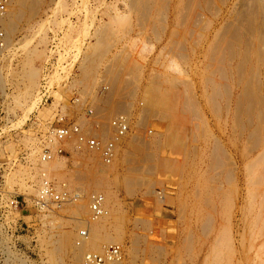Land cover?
Listing matches in <instances>:
<instances>
[{"label": "rangeland", "instance_id": "rangeland-1", "mask_svg": "<svg viewBox=\"0 0 264 264\" xmlns=\"http://www.w3.org/2000/svg\"><path fill=\"white\" fill-rule=\"evenodd\" d=\"M57 1L58 0L45 6V8L43 7V10H41L42 12L40 11L39 15L32 18L30 21L21 22V27L15 35L17 44L20 43V41L21 45L23 42L26 44L25 40H27V36H31L34 43L40 42L39 47L44 51V57L34 63V65L36 64L35 67L40 69V78L36 90L37 94L35 92L34 96L29 101V103H31L32 100L34 102H32L34 105L31 104V110L26 113L24 108L22 109L19 106L16 107L14 100L9 96L15 92L13 91V86L6 84L5 90L0 87V190L2 193L0 196H3V201H5V205H7L5 215L0 219V264H65L68 261L64 256H60V259H62L60 261H63V263L59 261V258L56 259L57 263H55V260H51L48 257L47 250L44 246L45 244L41 243L40 236H42L41 234L44 229L50 228V224L43 225L41 222L43 216L41 214H43V212L41 210L39 211L37 208L35 209L34 205L29 203L32 197H37L36 187H38V181L42 179V173L47 174V172H49V174L57 175L59 174V171L61 174V179L59 180V183H61L60 186L62 187L65 183H67V185L69 183V189L74 192L78 191L77 193H79L85 200L87 208L89 206L88 198H90L91 194L95 191V189L87 188L84 185H80V187L82 186V188H80L79 184L77 185L76 182L70 181L71 179L68 177L69 173L67 171L74 168L75 163L78 161L82 162L85 157H91L95 154L93 153L89 155L87 154L88 152L86 153L85 151L83 152L80 150L81 148L78 146L76 149L74 147V151V149H71L73 147L72 144V146L70 145V147H67V140L54 139L55 137H52L53 133L51 129L53 128L51 125L56 118V114L59 112V106L62 107L61 115L65 112L64 114L69 115L72 120L77 121L81 126L84 125L83 128L85 131L89 130V128L92 129L90 124L92 125L95 116H98L97 118L103 120L105 124L116 114L121 113L127 115L128 118L130 117L128 119L130 120L131 125L129 132L123 139L118 141L119 146L117 151L119 152H117L116 157L120 158V153L123 152L124 148H130L127 140H129L132 135L140 134L143 137L154 141L158 135L160 136V130L162 132V126H158V123L161 122V118H159V116H161L159 113L162 112L159 111L160 107L151 108L152 110H147V113H140L142 110L141 105L145 102L143 87L144 85H147L148 77L154 73L152 71L155 70L152 69L158 67L160 70H166L171 74L184 77L179 71L176 73V71L168 65L169 62H167L166 59L167 64L165 63V65L157 66L153 62L155 53L162 45V43L156 39L159 35L156 33L161 31L158 20V17L160 16L159 7L154 9L150 18L143 17L141 19L140 14L136 10H132L131 8L130 10L129 6L127 7L125 0ZM56 2L57 4H54ZM114 3L122 13L126 14V16H124L126 19L123 18L121 23H116V21L110 22L111 28L109 27L106 32V36L108 35V42L106 41V43L109 47L103 52L104 56L101 54V57H103L98 58V65L95 66V69L93 67V71L91 70L89 73L87 72V75L84 74V76L78 69L81 63L80 59L83 58L85 53L84 50H88L87 48L91 42H95L92 34L95 32L94 28L99 25V21H110L108 15L113 12L111 7L114 9ZM106 4H109V6L107 5L109 8L106 7ZM23 38L25 40H23ZM21 45L10 47L9 51H6L4 58L0 56V74L6 73L11 68L17 69L20 67V62L25 55V51L23 50L25 47H23L24 45ZM119 55L121 56L120 62L114 57ZM109 62H114L113 64H115V66H112ZM121 63L122 65H120ZM71 64H73V66ZM106 66H110L108 68L113 69L114 73L112 74ZM183 67H185V65H182V68ZM106 70H108V73ZM115 71L117 72L115 73ZM109 72L111 73V76H113L112 78ZM43 77L47 79V85L49 86V97L47 99H41L40 95ZM117 78L120 81H117ZM177 80L181 83L180 78H177ZM89 82L90 84H88ZM164 83H162V86L168 91L174 89L173 82L169 83L168 81H165ZM115 85L119 87L117 90H115ZM119 85L121 86V89ZM3 90L5 92H3ZM5 93H8V95ZM75 93H78L82 98L79 104H75L71 101L72 98H74L73 96L76 95ZM169 94L170 95L168 96L171 97L170 92ZM34 97L35 99H33ZM172 98L169 99L168 97L169 103H171V105L173 103L175 106L170 105L171 107H168L167 112H169V114L172 115L171 117L174 118L173 120L171 118V124H173V122L178 124L171 127L168 126V129H170V131L173 130L176 136L175 141L173 140L170 144L166 145L163 143L161 146L159 145L160 147L156 146V148H159H157L159 150L157 152L158 156L162 155L161 157L165 159L166 163H164L162 170L158 167L153 172L152 178L155 180V183H153L154 180L152 179L153 184L150 183L148 186V192L146 193L144 192V190L147 189L146 187H143V190L137 187L135 192L130 193L127 190H116V194L121 200L122 206L127 215V219L123 226L124 229L133 230L134 222H136L134 219H136L138 215L143 218L141 219L142 221L138 222V225H140V228L138 229L146 234L145 237L148 242L146 243V241H143L142 247L149 248L146 254L141 253L137 256L138 258L134 264H223L225 261L228 262H225V264H264V162L257 165L258 167L253 165L256 168L252 166L251 170L245 169L246 165L244 166L243 162L245 164L248 161H246L245 158V161H243V158L240 156L241 151L239 150L242 148L243 141L240 139L241 133L239 127H231L232 124L230 121L225 123L224 117L226 115H224L223 112V116L220 114L221 117H219V114L216 113L211 101L207 103L208 108L206 117L209 123L207 124V122H204L205 120L200 113H195L194 111L183 112L182 99L175 100ZM111 99L112 101H110ZM217 99L221 101L220 96ZM176 102L178 105L175 104ZM64 105L66 106L65 108ZM87 106L93 107L94 114L92 117L90 116V118L84 113ZM176 106H180V109H175ZM63 108L67 112L63 111ZM165 108H167V106H165ZM193 115L196 118L193 117ZM135 118L139 119V125H135ZM108 124L109 123H107V126L105 127H101L103 129H100V132H103V134L100 133V135H102L101 138L104 137V140L114 133H112V128L108 126ZM97 127L98 126L95 128ZM106 127L107 130L105 131L104 129ZM209 132L211 134H209ZM213 133L216 138H222L221 140L224 142L226 150L227 147L230 150H225L226 154L222 157L224 160V170H220L222 168L217 166L210 167L209 164L206 163L207 160H205L206 156H204V149L206 148L207 151L208 149L212 150V143L214 144V141L216 140L212 139L214 137L212 135ZM72 142L73 144L75 143V141ZM44 146L51 149V151L56 150V153L55 151L52 152L60 163L57 165L58 168L48 166L50 170L48 171L45 169V166L42 165V159L44 158L41 156V152L44 151ZM58 147L64 148V151L57 153ZM254 153L257 154L256 151ZM254 153L252 155H254ZM96 156L97 155H95V157ZM114 161L117 172H123L124 170L122 166L125 167V162L120 160V163H118V159ZM183 165H186L185 168ZM174 168L176 170H174ZM44 170L46 172H44ZM227 171L229 172L228 176H226ZM120 173L118 174L120 175ZM218 175H221L219 176L220 178ZM255 175L257 176L256 183H254ZM249 177H252L254 180L252 179L253 181H251ZM207 178H209V182L207 181L208 183L215 180L214 182L220 183L224 190V196H212L214 202L210 205L199 202L202 194L201 191L204 190V188H202V183H205ZM51 181L53 186H56L54 187L55 189L61 188L59 184L55 185L56 183H53L55 180ZM227 184L228 187L226 186ZM159 191L163 195H166H164V201L159 199ZM195 192L200 193L197 194ZM11 194H13L14 198L18 199V206L15 203L10 204L8 202ZM1 198L2 197H0V199ZM240 207H242V209ZM57 210L59 211V209ZM57 210L54 211L53 214H55ZM207 214L209 215L210 222H212L208 226L201 223L204 222V215L206 216ZM85 215L87 216L88 214H82V218H84ZM131 219H133V221ZM147 222H149V224ZM78 226L80 227L81 225ZM220 226L222 228H220ZM225 227L226 229L228 227L231 228L230 231H232L234 239L233 245L235 246H233L231 244L232 242L228 240V236L225 238L224 235H227V233L225 232L224 234V232H222ZM217 231H219L218 234ZM76 232L77 229L74 231L73 240ZM220 232L223 234V239H227L229 242L227 240L224 242L223 240V244L219 246L222 248H218V250H221L217 252H215V250L212 252V248L216 245L213 241V237H215V234L220 235ZM188 240H190L191 243H188ZM151 243L154 248L150 247ZM160 243L161 245L164 244V248L162 247L161 250L155 247L156 244ZM234 247L236 248L234 249ZM209 249H212V251ZM230 249L233 250V252ZM187 252L189 253L187 254ZM214 254L216 257H213ZM206 255L209 256L206 257ZM130 262L131 261L128 257L127 264H131Z\"/></svg>", "mask_w": 264, "mask_h": 264}, {"label": "bare ground", "instance_id": "bare-ground-1", "mask_svg": "<svg viewBox=\"0 0 264 264\" xmlns=\"http://www.w3.org/2000/svg\"><path fill=\"white\" fill-rule=\"evenodd\" d=\"M55 1L56 0H5V9H3V11L0 15V28L3 31V34L0 38V56H2L4 58L6 51H9L10 47L16 46V45H19V46L21 45V41H20V43L17 44L16 39H15V35L17 34V31L21 27L20 26L21 22L23 23L25 21L26 22L30 21L32 18L39 15V12L41 10H43V7L45 8V6L51 4ZM57 2L54 4H57ZM125 2L127 4V7L129 6V9L130 8L132 10L134 9L140 14L141 19L143 17L150 18L151 14H153L152 12L154 11V9L159 7L160 16L158 17V20H159V26H160L161 31L156 33L157 35L159 34L156 39H158L162 43V45H161V47H159V49L155 53V58H154L153 62L157 66L165 65V63L167 64V62H169L168 65L170 67H172L173 70L176 71V73H177V71H179V73L184 75V77L183 76L179 77L175 74H171V73L167 72L166 70H164V71L160 70L158 67L155 69H152L155 71H152L154 73L150 77H148V79L146 78L148 83H147V85H144V87H143L144 88V101H145L144 103L145 104L143 103V105H141L142 110L140 108V110H141L140 113L143 114V112H146L147 110H150L151 108L160 107L159 111H162L163 114H162V112L159 113V115L161 114V116H159V118H161V122L158 123V126H162V128H163L162 132L159 129L160 133L159 132L158 133L160 134V136L158 135L154 141L147 139L140 134L132 135V137L129 140H127V143H128L130 148H128V147L126 149L124 148L123 152L120 153V156H119L120 158L116 157L117 152H119V151H117L118 146H119L118 141L120 139H123L124 136L129 132V130H127L124 134L119 136V139L116 141V148L114 150L113 157L108 162H105L102 159L101 154H100L98 149L89 148L84 143L79 146V144H78L79 142L73 134H71V135L69 134V135L61 138L62 140L63 139H65V141L67 140L66 141V143H68L67 147L68 146L70 147L71 144L73 145V147L71 149H74V147L76 149L78 146L81 148L80 150H82L83 152L85 151L86 153L88 152L87 154H89V155H91L93 153L95 155H97L96 157H95V155H93L91 157H88V156L85 157V159H83L82 162L78 161L77 163H75V167L72 168L71 170L67 171V172L69 173L68 177H69V179H71L70 181L76 182L77 185L79 184V187H80V185H84L87 188L95 189L96 192L100 191L103 194V196H104L103 204H104L105 212L98 217H94L92 215V213L90 212L89 206L87 208L85 200L80 196L79 193H77L78 191L77 192L75 191L76 195H77L75 198H72L69 201H66V202H64L58 206L51 205L50 207L44 208V209H40L37 207V205L35 204L36 197H32L30 199L29 203H31V205L33 204L35 209L37 208L39 211L41 210L43 212V214H41V215H43L41 218L42 219L41 222L43 223V225L48 224V223L50 224V228L44 229L42 234H41L42 236H40V234H39V236L41 238L40 239L41 243L45 244L44 246L47 250L46 252H47L48 257L51 260H55V263H57L56 262L57 258H59V261H60V260H62V259H60L61 258L60 256H64V258L68 259V261L65 264H86L85 262H86L87 258H85V254L87 252L102 253L104 251V248L107 246V244L112 243V242L117 243L119 246H118V249H117V252L115 253V255H112V256L107 255V259L105 261V264H127L128 263V257L131 261L130 263L134 264V262H136V259L138 258L137 256L139 254H141V253L146 254L149 247L148 248L142 247L143 241L144 242L146 241V243H148L147 238L145 237L146 234L139 231V229H138V228H140L139 227L140 225H138V222L142 221L141 219H143V218H142V216L135 215V216H137V218L134 219V220H136V222H134L133 230L132 229L131 230L124 229L123 226H124L125 221L127 219V215H126L125 209L122 206L121 200L118 198V196L116 194V190H120V189L127 190L130 193V192H135V189L137 187L141 188L142 190H143V187H146L147 189H145L144 192L145 193L148 192V189H149L148 186L150 185V183H152L153 172L158 167H160L162 170L164 163H166L165 159L163 157H161L162 155L158 156L157 152L159 151L158 150L159 148L157 147L158 148L157 149L156 146H159V145L161 146V144H163V143L168 145L171 142H173V140L175 141V136H176L175 132L173 130H172L173 132L170 131V129H168V126L171 127V126H174L175 124H178L176 122L175 123L173 122V124H171V118H172L171 116L172 115L169 114V112H167L168 107L171 105V103H169L168 97L170 99L174 96L172 99H175V100L176 99H180V100L182 99L181 101L183 103V105H182L183 106L182 107L183 112L184 111H194L195 113L196 112L200 113L202 118L205 120L204 122H207V124H209L208 119L206 117L207 116L206 115L207 108H208L207 103H209V101H211L212 106H214L216 113L219 114V117L223 116V112H224V115H226L224 117L225 123L230 121L232 124L231 127H233V126L239 127L241 134L239 133L238 130L237 131L240 134V139L243 141L242 148L239 150V151H241L240 156L243 158V161H245L244 158L246 159V161H248L245 164L243 162V165L244 166L246 165L245 169L251 170V167L253 165L257 166V165L262 164L264 162V0H127V1L125 0ZM107 5L109 6V4H106V7H108ZM113 6H114V9H113V7H111L112 8L111 10H113V12L109 13V15H108L110 21H102V20L99 21V25H97V27L94 28L95 32L92 34L93 39H95V42H91L89 47L87 46L88 50L87 49H86L87 51L84 50V52H85L84 56H83V58L80 59L81 63L79 65L78 69L81 71V73L83 75L84 74L87 75V72L89 73L93 67L95 69V66L98 65L97 64L98 58L101 57V54L103 55V52H105L108 49L109 46L106 43L108 35L106 36V32H107V29H109V27L111 28L110 22L116 21V23H121L123 18L126 19V17H124V16H126V14L122 13V11L118 9V6L115 3ZM157 14H158V12H157ZM138 20H139V17H138ZM152 20H151V22H152ZM149 23H147V24H149ZM34 36H35V34H34ZM23 40H25V39L23 38ZM23 40H22V42H23ZM25 42H26V44H24V42H23V44L21 45V46L24 45L23 47H25V49L22 47L23 50L25 51L24 52L25 55L20 62V67L17 69L11 68L12 70L10 69L9 71H7L4 74L1 73L0 74V87H1V89L4 88V90H5L6 84L13 86V91H15V92H14V94L12 93L11 95H9V96H11L10 98L14 100V104L16 105V107L19 106L22 109L24 108L26 113H28L31 110V104L34 105L33 100H32L33 103L32 102L29 103V101L34 96V94L37 90V87L39 85V78H40L39 77V73H40L39 70L40 69L35 67L36 64L34 65V63H35V61L44 57V51L39 47L40 42L34 43L31 36L30 37L27 36V40H25ZM88 43H90V42H88ZM114 57L117 58L118 62L121 61L120 55L114 56ZM116 58H113V59H116ZM123 58H124V56H123ZM165 59L167 60V62ZM113 61H116V60H113ZM122 61H124V60H122ZM98 63H99V61H98ZM109 63H111V62H109ZM113 63L114 62H112L111 65L115 66V64H113ZM170 63H171V65H170ZM71 65L73 66V64H71ZM120 65H122V63ZM120 65H118V66L121 67ZM156 65H155V67H156ZM177 65H178V67H177ZM182 65H185V67L182 68ZM108 67H110V66H108ZM108 67L106 66V68H108ZM109 70L111 71L112 74L114 73L113 69H109ZM114 70H116V69H114ZM106 71L108 73V70H106ZM116 72L117 71H115V73ZM111 73H110V76H111ZM75 74H77V73H75ZM118 74H119V72H118ZM112 77L113 76H111V78ZM177 78H180L181 83H179L180 81L177 80ZM93 79H95V78H93ZM117 81H120V80L117 78ZM165 81H168L169 83L173 82L174 89L172 91H168L165 87L162 86L163 85L162 83H164ZM114 83H115V81H114ZM114 83H113V85H114ZM88 84H90V82ZM113 85H112V87H113ZM117 88H119V87L116 86L115 90H117ZM120 89H121V86H120ZM4 90H3V92H5ZM169 92L171 93V97L168 96V95H170ZM113 93H115V92H113ZM117 93H118V91H117ZM5 94L8 95V93H5ZM36 94H37V92H36ZM75 94L76 95L73 96V97H75L73 100V103L79 104L80 100L82 98L78 93H75ZM115 94H113V95H115ZM40 95H39V97H40ZM117 96H119V95H117ZM219 96L221 97V101L217 99ZM113 97H112V99H113ZM33 99H35V97ZM112 99L110 101H112ZM116 100H118V99H116ZM177 102L175 103L176 105H178ZM179 103H180V101H179ZM111 105H113V104H111ZM173 105L174 104L172 103L171 106H173ZM165 106H167V108H165ZM13 107H15V106H13ZM65 107L66 106L64 105V108ZM179 107L176 106L175 109H177ZM64 108H63V111H66V110H64ZM67 108H68V106H67ZM214 108H212V109H214ZM61 109H62V107L59 106V115H61ZM113 109H115V108H113ZM138 110H139V108H138ZM93 114H94V111L90 116L92 117ZM220 114H221V116H220ZM90 116H88V117L90 118ZM128 116H130V115H128ZM97 117L98 116H95V118H94L95 120L93 121L92 125L90 124V126H92V129L89 128V130H87V129L86 130L90 131L91 133H93V134H95L101 138L102 135H100V133H101L100 129H103L101 127L107 126L106 125L107 123H109L108 126L111 127L112 126L110 123L111 118L105 124L103 120H100V118H97ZM125 117L127 118L128 126L130 129V126H131L130 120H128L130 117L128 118L127 115H125ZM178 117H180V116H178ZM193 117H195V116L193 115ZM91 119H93V118H91ZM173 119L174 118H172V120ZM194 120H196V119H194ZM194 120H193V122H194ZM138 121H139V119L135 118V120H134L135 125L138 124ZM93 125H94V127H93ZM80 126H81V124H80ZM82 126H84V125H82ZM96 126H98V127L95 128ZM179 126H180V124H179ZM190 127H191V125H190ZM104 130L106 131L107 127ZM51 131H52V133L54 132L53 129H51ZM109 132H110V130H109ZM192 132H193V130H192ZM112 133H113V129H112ZM233 133H235V132H233ZM101 134H103V132ZM184 134H185V132H184ZM209 134H211V133L209 132ZM212 135L214 136V137L211 136V137H213L212 139H216V140L214 141V144L212 143V145H213V146H211L212 150L208 149V151H207L206 148L204 149V156H206L205 160H207L206 163L209 164L210 167L217 166V167L222 168V169L219 168L220 170H224L225 169V167L223 165L224 160L222 157L224 154H226V151L229 149L227 147V150H226L224 142L221 140L222 138H220V137L216 138L214 133ZM111 136L112 135H110L109 137H111ZM179 136H181V135H179ZM191 136H192V134H191ZM52 137L53 138L55 137L54 133H53ZM54 139H56V137ZM103 139H104V137H103ZM177 139H178V135H177ZM181 139H183V138H181ZM72 141H75V143L73 144ZM242 141H240V142H242ZM177 142H179V141H177ZM181 144H182V141H181ZM193 144H194V142H193ZM211 147H209V148H211ZM199 148H200V146H199ZM75 149H74V151H75ZM162 150H163V147H162ZM44 151L41 152V156H43ZM52 151H50L49 156H46L44 159H42V161H43L42 165H44L45 169L48 171H50L48 166L57 167V165L59 163V161H57V159L53 155V152L55 151V153H56V150H54L53 152ZM255 151L257 152V154L254 153ZM189 152H190V150H189ZM57 153H60L58 149H57ZM253 153H254V155H252ZM235 155H236V153H235ZM98 156L100 159L98 158ZM115 157H116V159H115ZM250 158L253 160H251ZM113 159L114 160L118 159V163H120V160L122 162H125V164H126L125 167L122 166V168L124 170L123 172H121V173L117 172L116 166L114 165L115 161ZM224 159H225V157H224ZM247 159H249V160H247ZM191 163H193V162H191ZM174 166H176V165H174ZM185 166H184V168H185ZM209 166H208V168H209ZM223 167H224V169H223ZM253 167H255V166H253ZM231 169H233V168H231ZM174 170H176V169L174 168ZM237 170H238V168H237ZM252 170H253V168H252ZM53 171H55V170H53ZM44 172H46V171L44 170ZM58 173L60 174L59 171H58ZM118 173H120V175ZM178 173H181V172H178ZM206 173H209V172H206ZM257 173H259V172H257ZM59 174L52 175V174H49V172H47V174L42 173L41 174L42 179L40 181H38V187H36V196L38 195V192H39L43 178H47V179H50L53 181L55 180V182H53V183H56L55 185L59 184V186H60L61 183H59V180L61 179V174L60 175ZM210 174H211V171H210ZM226 174H227L226 176H228L229 172L227 171ZM11 176H12V174H11ZM219 176H221V175H218V177ZM249 176H251V175H249ZM213 179H214V176H213ZM250 179H251V181H253L255 179L254 183H256L257 176L255 175L254 179L252 177ZM208 180H209V178H207V180H205V183L203 182L204 184L202 183V185H203L202 188H204V190L201 191L202 194H201V197H200L201 199L199 200V202L210 205V204H213V202H214V200L212 199V196L216 195V196L222 197V196H224L223 195L224 190H223V186L220 183L214 182L215 180H212L211 183H208L209 182ZM153 183H155V180ZM248 185H250V184H248ZM69 186H70L69 183H68V185H67V183H65L62 187L60 186L61 188H57V190L66 189V191H68V193H70V194L74 193V191H71L69 189L70 188ZM226 186L228 187V184ZM53 187H56V186H53ZM80 188H82V186ZM83 188H85V187H83ZM247 188H248V186H247ZM77 190H79V189H77ZM195 193H197V192H195ZM199 193H197V194H199ZM256 193H257V190H256ZM259 193H260V191H259ZM252 194H253V192H252ZM158 195H159L160 200L161 199H162V201L165 200V198H164L165 194L163 195L159 191ZM74 196H75V193H74ZM88 199L90 200V198H88ZM185 199H187V198H185ZM89 200H88V202H89ZM239 201H241V200H239ZM242 204H243V202H242ZM240 205H241V203H240ZM212 208H213V205H212ZM214 208H216V207H214ZM240 208L242 209V207H240ZM57 209H59V211ZM56 210H57V212H55V214H53L54 211H56ZM238 210H240V209H238ZM85 213H87L88 215L87 216L85 215V217L82 218V214H85ZM201 216H203V215H201ZM176 218H178V217H176ZM203 219H205V220H204V222H201V223H204L206 226H208L212 223L209 220L208 214L206 216L204 215ZM131 220L133 221V219H131ZM212 220H213V218H212ZM147 223L149 224V222H147ZM78 225H81V226L79 227ZM254 226H256V225H254ZM47 227H49V226H47ZM226 227L223 228L222 232H224V234H225V232L227 233V235H224V236H225V238L228 236L227 237L228 240L230 242H232L231 244L233 245V243H234L233 233H232V231H230L231 228L228 227L226 229ZM83 228L86 229V231H85L86 234H84V235L81 234V229L83 230ZM220 228H222V227L220 226ZM75 229H77V232H76L75 238L73 240ZM183 229H184V227H183ZM228 229H229V231H228ZM140 230H142V229H140ZM219 231H217V234L219 233ZM222 232H220L221 236L217 235V234L214 235L215 237H213L214 238L213 241L216 243V245H214L215 243L213 242L214 244L213 243L212 244L215 246V247H213L211 244V246L213 247L212 248L213 251H212V249H209L212 252H214L215 250H216L215 252L221 250V249L218 250V248H222V247H219L223 244V240H224L223 234H221ZM148 240H149V238H148ZM225 240H227V239H225ZM225 240H224V242H225ZM189 242H190V240H188V243ZM163 245H161V243H160V244H156L155 247L161 250L162 247L164 248ZM191 246H192V244H191ZM233 246H235V245H233ZM150 247L154 248L152 243H151ZM235 248L236 247H234V249ZM152 251H153V249H152ZM191 251H192V249H191ZM231 251L233 252V250H231ZM160 253H161V251H160ZM188 253L189 252H187V254ZM155 254H156V251H155ZM220 254H219V256H220ZM161 255H162V253H161ZM245 255H247V254H245ZM207 256H209V255H206V257ZM213 257H216L215 254ZM232 258H234V257H232ZM225 262L223 264H225ZM236 262H237V259H236ZM61 263H63V261ZM226 263H228V262H226Z\"/></svg>", "mask_w": 264, "mask_h": 264}, {"label": "built area", "instance_id": "built-area-1", "mask_svg": "<svg viewBox=\"0 0 264 264\" xmlns=\"http://www.w3.org/2000/svg\"><path fill=\"white\" fill-rule=\"evenodd\" d=\"M3 9H5V0H0V15ZM2 34L3 31L0 28V38ZM42 83L43 84L41 85V89H40L41 99H47L49 97L48 96L49 86L47 85L46 78H42ZM74 98H72L71 100L72 102ZM84 113L86 116H90L93 113V107L87 106ZM110 123L112 125L111 127L114 133L111 137L106 138L105 140L93 133L85 131L83 126H80V124L77 123V121L72 120V118H70L66 114L59 115V112L56 114V118L54 119V122L51 126L54 130L53 132L54 136L57 139H61L69 134L70 135L73 134L78 140L79 145H82L84 143L89 148L98 149L102 159L105 162H108L113 157L114 150L116 148V141L119 139V136H121L127 130H129L127 118L125 117L124 114L120 113L114 115L113 117H111ZM44 150L45 151L43 152V158L50 155L51 149L45 147ZM58 150L59 152L64 151V149L61 147H58ZM74 193L70 194L68 193V191H66V189L57 190L53 187L51 180L47 178H43L38 195L35 199V204L40 209L48 208L51 205L58 206L66 201H69L72 198H75L77 195L76 192ZM0 194H2L1 190H0ZM0 197H2L0 199V219H1L2 216L5 215L7 205H5V201H3V196L1 195ZM103 201H104V196L101 192H93L91 194L89 200V209L94 217H98L105 212ZM8 202L10 204L15 203L18 206L19 201L17 198H14L13 194H11L9 196ZM85 231L86 229L84 228L83 230L81 229V234L83 235L86 234ZM118 246L119 245L117 243L112 242L107 244V246L104 248V251L102 253L87 252L85 254V258H87L85 263L105 264L107 255L110 256L115 255Z\"/></svg>", "mask_w": 264, "mask_h": 264}]
</instances>
